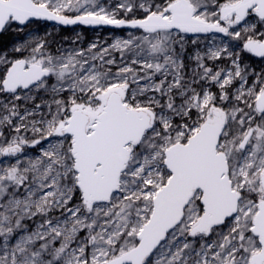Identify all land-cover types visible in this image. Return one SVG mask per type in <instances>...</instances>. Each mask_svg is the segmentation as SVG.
<instances>
[{"label": "snow or ice", "instance_id": "snow-or-ice-1", "mask_svg": "<svg viewBox=\"0 0 264 264\" xmlns=\"http://www.w3.org/2000/svg\"><path fill=\"white\" fill-rule=\"evenodd\" d=\"M9 31L0 264H264V0H0Z\"/></svg>", "mask_w": 264, "mask_h": 264}, {"label": "rangeland", "instance_id": "rangeland-1", "mask_svg": "<svg viewBox=\"0 0 264 264\" xmlns=\"http://www.w3.org/2000/svg\"><path fill=\"white\" fill-rule=\"evenodd\" d=\"M45 33H49V40L54 43L55 37L53 36V29L46 25L45 23L41 24L39 27V34L41 36L45 35ZM123 33L117 31V30H103V29H98L97 31H94L88 35H86L84 32H82L80 29H77L74 31L72 38L70 39V43L64 45L66 48H72V47H87L90 43L99 41L101 43L104 42H111V39L114 35H122ZM24 36L23 34H18L17 33V39H23ZM14 40V41H15ZM73 41H76L75 44H73Z\"/></svg>", "mask_w": 264, "mask_h": 264}, {"label": "trees", "instance_id": "trees-1", "mask_svg": "<svg viewBox=\"0 0 264 264\" xmlns=\"http://www.w3.org/2000/svg\"><path fill=\"white\" fill-rule=\"evenodd\" d=\"M44 24V23H43ZM46 25L50 26L53 29V36L55 37V41L53 43V47L55 48L58 45H66L70 43V39L73 36L74 31L80 29L86 35L97 31L93 30L89 27L77 26V27H57L54 25H50L45 23ZM106 30V29H103ZM121 32L120 30H117ZM17 38V33L14 31L5 32L0 34V46H10L14 40Z\"/></svg>", "mask_w": 264, "mask_h": 264}, {"label": "water", "instance_id": "water-1", "mask_svg": "<svg viewBox=\"0 0 264 264\" xmlns=\"http://www.w3.org/2000/svg\"><path fill=\"white\" fill-rule=\"evenodd\" d=\"M46 23H49L51 25H54V26H57L51 22H46ZM76 26H81V25H75V26H67V27H76ZM57 27H65V26H57ZM89 28H92V27H89ZM101 28H105V29H109V30H115V29H111V28H108V27H100V28H92V29H101Z\"/></svg>", "mask_w": 264, "mask_h": 264}]
</instances>
